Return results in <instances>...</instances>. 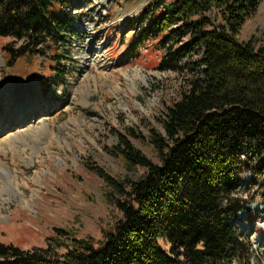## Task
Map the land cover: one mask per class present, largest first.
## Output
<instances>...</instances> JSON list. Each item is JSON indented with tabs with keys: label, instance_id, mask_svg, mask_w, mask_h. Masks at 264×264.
Wrapping results in <instances>:
<instances>
[{
	"label": "trees",
	"instance_id": "1",
	"mask_svg": "<svg viewBox=\"0 0 264 264\" xmlns=\"http://www.w3.org/2000/svg\"><path fill=\"white\" fill-rule=\"evenodd\" d=\"M76 1L0 0V36L12 38L4 46L7 63L51 53L57 61L62 47L76 34L77 20L71 12ZM262 1L176 0L153 18L144 34H162L160 45L172 39L181 43L170 46L160 68L191 70L182 81L180 98L159 118L164 134L154 131L149 136L161 163H154L121 135L116 146L121 158L148 170L127 190L107 174L109 185L123 199L117 198L120 216L103 230L100 240L56 228L47 247L24 250L0 242V264L236 260L249 244L230 225L232 213L243 206L232 193L240 174L254 170L251 156L242 159L240 154L243 146L264 149V32L259 44L254 36L243 41L240 35ZM185 33L189 37L182 41ZM160 237L169 250L160 244Z\"/></svg>",
	"mask_w": 264,
	"mask_h": 264
},
{
	"label": "rangeland",
	"instance_id": "2",
	"mask_svg": "<svg viewBox=\"0 0 264 264\" xmlns=\"http://www.w3.org/2000/svg\"><path fill=\"white\" fill-rule=\"evenodd\" d=\"M174 1L72 2L76 34L62 47V55L57 59L60 62L51 53L31 59L18 58L9 65L4 46L12 38L0 36V84L4 83L5 88L8 84H34L40 98L37 111L13 117L5 112L7 102L0 96V119L11 124L0 132V140L17 135L20 129L35 130L45 122L53 123L54 131L47 130L37 142L38 148L27 135L25 141L13 140L4 147L3 161L30 178L17 175L29 203L24 207L21 197L12 194L5 196L10 198L9 202L0 198V217L5 216L0 220V242L24 250L47 247L56 228H67L78 237L100 240L103 230L120 216L117 198L123 199L109 185L107 174L127 190L131 182L148 170L121 158L116 148L121 135L128 136L154 163H161L149 136L154 131L164 134L159 118L182 95V81L191 70L185 67L181 73L161 69V61L170 46L176 48L181 43L172 39L160 45L162 34L149 36L143 31ZM263 32L264 0L244 23L240 39L247 41L254 36L259 44ZM94 35L95 44L101 50L97 57L87 59L85 54L91 53L86 49L88 37ZM188 37L185 33L182 41ZM20 123H26L24 128L18 126ZM36 149L39 153L34 158ZM247 151L255 181L233 193L261 202L264 201V149L248 148ZM13 154H16L15 160ZM36 171L41 173V179L34 185L31 178ZM35 189L39 193L33 198ZM233 193L232 197L238 198ZM159 241L169 250L170 245L164 238L160 237ZM241 249V254L230 264L249 261L264 264V246L248 245Z\"/></svg>",
	"mask_w": 264,
	"mask_h": 264
},
{
	"label": "bare ground",
	"instance_id": "3",
	"mask_svg": "<svg viewBox=\"0 0 264 264\" xmlns=\"http://www.w3.org/2000/svg\"><path fill=\"white\" fill-rule=\"evenodd\" d=\"M98 34H99V32H98ZM95 38H96L95 35L88 37L86 49L89 50V52H91V53L85 54L87 59H89L90 57L92 58L94 56L97 57V53L100 52V50H101V46L95 44V40H94ZM88 54H89V56H88ZM4 86H5L4 83L0 84V96H2L4 98V100L7 102L6 103L7 105L5 107V112L7 114H12L13 117H19V116L21 117V116L25 115L26 113L35 112L38 110V107H39L38 102H39L40 98H39V91L37 90L36 85H34V84L27 85V82H26L23 85H22V83H20V84L16 83V86L13 84H10V85L8 84V88H5ZM5 122L6 121L2 120V118L0 119V132L3 130V128L5 126L7 127V126L11 125L10 123H5ZM28 122H29V120H28ZM25 124L20 123V124H18V126L24 128ZM52 125H53V123L45 122L42 127L34 128L35 130L31 129L30 131H26L25 130L26 128L20 129V130H18L17 135H11L5 139L3 138L0 140V198H2L4 201H6V202L10 201L9 197H5L6 195L12 194L15 196H20L22 199V202H24L23 206L27 207L28 203H29V199L27 198L25 191L21 190V188H20L19 184L21 182L19 181L18 176L21 175L23 179H25V178L28 180L30 179L24 174V172L22 170H20L18 168L12 170L10 165L3 161L1 154L3 153V151L5 149L4 148L5 145H11L13 140H19L20 139L22 141L23 140L25 141L26 135L31 136L34 139L35 143L37 144V142H40L43 135H45V133L48 132L47 130L54 132L51 129ZM38 133H41V135L38 136ZM50 134H52V133H50ZM37 148H38V144H37ZM37 150H39V149H36V151H34V158L36 157V154L39 153V151H37ZM15 153H16V151H15ZM32 156H33V154H32ZM32 156H31V159H32ZM15 157H16V154H13L14 160H15ZM33 162H34V160H32V163ZM39 174H41V173H39V171H36L35 176L31 178L32 184L36 185L39 183V181L41 179ZM38 193H39L38 190L35 189L32 197L35 198ZM2 219H5V216H1L0 220H2Z\"/></svg>",
	"mask_w": 264,
	"mask_h": 264
},
{
	"label": "built area",
	"instance_id": "4",
	"mask_svg": "<svg viewBox=\"0 0 264 264\" xmlns=\"http://www.w3.org/2000/svg\"><path fill=\"white\" fill-rule=\"evenodd\" d=\"M242 149L240 156L246 159L248 147L243 146ZM254 175L253 170L242 172L236 190L239 191L242 186L246 187L255 181ZM233 195L243 200V206L231 215L230 225L233 230L241 239L248 240L250 246H264V201L260 202L250 197L244 198L242 195L239 196V193H233Z\"/></svg>",
	"mask_w": 264,
	"mask_h": 264
}]
</instances>
